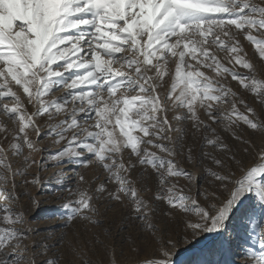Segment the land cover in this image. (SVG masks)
Listing matches in <instances>:
<instances>
[{
	"label": "snow or ice",
	"instance_id": "snow-or-ice-1",
	"mask_svg": "<svg viewBox=\"0 0 264 264\" xmlns=\"http://www.w3.org/2000/svg\"><path fill=\"white\" fill-rule=\"evenodd\" d=\"M0 264H264V0H0Z\"/></svg>",
	"mask_w": 264,
	"mask_h": 264
},
{
	"label": "rangeland",
	"instance_id": "rangeland-1",
	"mask_svg": "<svg viewBox=\"0 0 264 264\" xmlns=\"http://www.w3.org/2000/svg\"><path fill=\"white\" fill-rule=\"evenodd\" d=\"M57 95H60V93H57ZM48 143V141H45V144ZM42 147L44 146V144L41 145ZM45 175H50V173H45ZM47 200L48 203H45L44 201ZM55 203V199L53 197H41V211L37 212L36 215L39 217V218H42L44 216V212L42 211L43 209H47L49 207L52 206V204ZM113 213H109L108 216L109 218L113 217ZM115 219L118 221L119 220V216H116ZM107 222V221H106ZM48 223H55V221H43L41 222L38 226L40 227H45L47 226ZM34 226H37V225H34ZM94 232H99L100 230L99 229H94L93 230ZM208 242L205 241V244H207ZM198 247H204V244L202 245H199ZM209 247H211V245H209ZM181 251H183V246H181ZM195 258H205V259H209V260H212V259H220L221 257L219 256H213L211 254H205L203 257H197V256H194L193 253H185L183 256H180L179 259L181 261H188V260H191V259H195Z\"/></svg>",
	"mask_w": 264,
	"mask_h": 264
}]
</instances>
